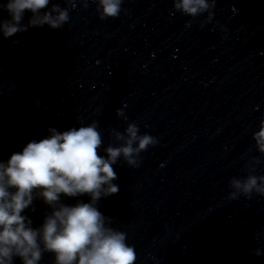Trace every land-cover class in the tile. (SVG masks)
Returning <instances> with one entry per match:
<instances>
[{"label": "clouds", "instance_id": "1", "mask_svg": "<svg viewBox=\"0 0 264 264\" xmlns=\"http://www.w3.org/2000/svg\"><path fill=\"white\" fill-rule=\"evenodd\" d=\"M67 2L75 7L73 0ZM49 3L50 0H7L2 7L11 18L0 21L4 37L45 24L61 29L69 21V11L54 3L49 11L41 13ZM215 3L216 0H173L176 11L191 17L207 12L209 19ZM83 4L87 7V0ZM121 4L122 0H97V12L101 19L115 18ZM26 10L32 16L25 25L21 21ZM117 115L123 112L117 109ZM48 131L47 138L28 142L22 152L0 162V264H13L14 257H19L22 264H39L45 252L54 255V264H136V251L126 242L127 234L109 226L112 218L103 215L97 203L101 197L119 192V186L113 183L117 179L113 165L122 157L127 165L137 167L139 154L154 145L156 139L147 133L139 134V127L129 123L123 133L112 130L122 143L108 145L102 156L103 141L96 121L64 132L55 128ZM253 139L256 149L264 155V120ZM259 163L258 157L251 158L247 165L250 173ZM229 183L233 189L228 197L231 200L241 194L251 198L253 192L264 196V176L249 174L243 179L234 177ZM61 194H87L90 202L78 201L69 206L61 202ZM37 196L52 211L45 215L40 227L33 228V221L22 213ZM251 251L256 256L264 254L260 248Z\"/></svg>", "mask_w": 264, "mask_h": 264}]
</instances>
